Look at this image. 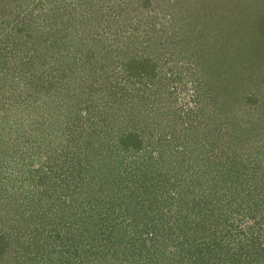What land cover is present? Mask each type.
Listing matches in <instances>:
<instances>
[{
	"label": "trees",
	"instance_id": "obj_1",
	"mask_svg": "<svg viewBox=\"0 0 264 264\" xmlns=\"http://www.w3.org/2000/svg\"><path fill=\"white\" fill-rule=\"evenodd\" d=\"M3 1L0 0L1 3ZM82 2L90 12L89 3L92 0H82ZM177 5L178 3H172L171 7L162 11V18L170 25L169 30L179 26L180 13L177 11ZM102 9L100 7L96 11L103 12ZM104 14L98 15L102 25L99 30L95 27L89 32L91 36L79 35L76 30L69 39L53 41L49 44L50 47L48 46L47 51L53 54L55 70L61 73V78L66 74L67 78L72 80L69 72L75 64L73 62L75 59H81L87 64L101 57L108 58L104 66L113 63L117 67L119 65L121 70L118 71L122 77H119L120 83L113 84L111 88L107 87L109 88L107 93L103 92L104 87L100 91V86L105 80H110L109 75L107 78L106 74L103 81L99 78L92 81L93 86H89L90 90L87 91L85 102L93 101L87 112L93 114L94 122H91L87 128L82 127L75 136H69L70 141L67 140V144L61 142L52 148L53 152H50L49 156L54 158L55 165L61 167L62 162L63 168L69 164V167L76 171L73 169L71 176H66L64 172L63 180L51 178L55 182H49L47 190L37 188L40 199L36 206L46 201L44 198L48 193L50 197L47 198L53 203L57 201L66 205L67 198L64 193H67L70 199L68 206L75 211L73 218L77 217L82 208L90 212L85 213L84 217L80 213L73 222L71 217L60 222L50 221L54 217L50 216L49 212L57 213L56 208L47 210V204L43 203L40 206L42 219L22 218L20 220L22 229L15 230L10 225L12 229L8 227L9 231L1 234L0 263L5 260V264H45L46 261L47 264H53V261L54 264H103V262L109 263L108 257L112 255L118 264H264V192L260 194L261 200L252 205L240 201L244 199L241 197L243 190L246 191V197H251L254 190L259 193V184L264 181V166L259 167L256 164L257 159H254L261 153L264 157V145L260 147L259 154L252 152V148L256 146L255 142L264 143V140L258 136V133L254 141L253 137L256 138V134L251 133V128L246 127L251 126L250 124L244 123L246 119L247 122L250 120L254 123L252 108L258 97L253 91L237 90L234 102L237 103L238 108L230 107L229 105L234 104L227 102L225 110L212 114L213 126L205 119L209 116L207 110L202 109L200 115L204 120H200L194 128L191 126L185 128L181 125L182 128L170 129L162 135L163 138L161 136L162 139L159 138L161 127H156L155 124L142 126L139 124V117L135 120L136 115L134 116L133 113L142 112L139 107L142 104L133 102L129 93L130 84L126 85L134 75V64H137L140 70L143 69L139 72L140 75L148 77L155 83L153 76L156 59L140 56L139 60H136L138 55L132 51L130 45L128 50L126 47V51L123 50L118 56L114 47L107 46V40L121 42L124 41L125 36L129 38L131 33L126 34L128 27L122 13ZM0 17V72L5 71L3 76L5 79L2 81L3 77L0 78V86L5 88L4 96H7L8 101L17 108H22L23 105L27 107L26 104L29 108L35 106L36 101L32 100L39 98H44V103L39 105L43 106L52 95L50 89L55 88L54 77L59 76L53 73L54 69L52 72L47 68L39 70L35 63L27 65L26 62L24 66L20 65L19 71H7L12 69L14 61H25L20 52L24 50L23 47H27L32 52L30 59L43 50H40L41 45H37L36 48L30 46V42L25 37L17 40L16 44L12 38L13 31L18 32L15 33L18 36L19 34L23 36L24 33L27 34L25 29L37 24V21L29 19L28 24L23 23L17 31L11 24L12 19L6 21L2 12ZM202 21L204 25L207 22L204 19ZM166 24L162 29L158 28L157 33L162 32L156 36V41L153 42H157L156 44L148 40L143 41L142 44L146 43L147 47H144L142 52L147 48L150 51V46L151 50L155 51V48L166 43L164 38V33L168 32L164 29ZM44 27L47 28V25L44 24ZM225 31H227L225 36L222 32L216 34L221 37L220 42L223 43L220 51L207 50L212 56L216 54L211 58L217 61V64L214 62L213 65L216 72H219V68L222 70L224 68V72L233 70V73H236L235 68L239 64L245 62L248 66L256 65L254 60L263 59L259 55L256 56L255 52H249L240 38L236 48L227 49L225 44L228 43L229 36L236 38V35L233 29L230 32ZM197 34L199 35L197 38L203 42L205 39L203 35ZM187 36L182 34L181 37L173 38L170 42L175 46L183 44L187 42ZM45 40L48 43L47 38ZM209 43L207 39L205 45ZM231 53L234 62L230 60ZM219 57L222 61L218 59ZM79 68L80 65L77 64V72L84 73V70H78ZM35 76H39L36 88L32 79ZM92 76H89V79ZM238 79L241 82L242 78L238 77ZM231 82L224 80L225 85L219 84V91L226 93L229 89L226 85ZM8 83L10 85H7ZM137 83L142 81L135 80V84ZM255 91H259L258 88ZM98 93H104L107 98L98 100ZM145 107H147L145 111H148L149 107L147 105ZM150 109L155 112V109ZM178 122H176L177 126ZM115 123H119V128ZM181 131H184L183 143L173 146L179 154L175 156L176 159L172 158L168 161L162 155L165 148L159 149V144L163 142L162 140L172 144L171 134ZM151 133L154 134L153 138ZM23 138L21 140V136L15 137L14 141L23 146L27 141L25 136ZM72 143L78 145L75 144L74 148ZM81 144H86V149L79 147ZM242 154L246 155V160L239 161V156ZM137 159V163L134 164ZM17 164L20 165V169L23 168L20 171H24L26 167L24 160L18 161ZM39 173L40 171H37V174ZM249 179L252 181L251 185L247 182ZM79 186V190L85 189V193L90 195L89 200L81 199L80 205L72 202L79 199L76 197L75 200V194L79 191L74 190ZM16 190L18 192L19 188ZM18 196L16 201L22 199L20 193ZM16 205L14 203L10 207L14 206L16 215L22 217L23 211L18 208L20 205L15 207ZM54 205L52 204L51 207ZM67 215H64V218ZM121 217H127L125 220L130 226H123L125 220L119 221ZM246 218L252 220L251 225L260 226V231L254 234L251 228L245 230L243 232L244 238L247 239L245 242L237 238L238 225ZM67 224V228H70L68 232ZM127 228H131L132 232ZM8 235L13 238L6 240L4 237ZM57 241L60 242L56 246ZM56 247L58 251L54 255L53 251ZM45 249L50 251V256L44 255Z\"/></svg>",
	"mask_w": 264,
	"mask_h": 264
},
{
	"label": "rangeland",
	"instance_id": "obj_2",
	"mask_svg": "<svg viewBox=\"0 0 264 264\" xmlns=\"http://www.w3.org/2000/svg\"><path fill=\"white\" fill-rule=\"evenodd\" d=\"M172 3H178L177 11L180 13V21L176 29L169 30L170 25L166 24L162 16L164 9H167L169 6L171 7ZM89 5L91 8L90 12L86 10L82 0H78V2H74V0H4L0 4V12L4 14L5 20H13L11 24L15 26L14 30L19 31L23 23L26 22V25L28 24L27 21L29 19L37 21V24L31 27L28 26L29 28L25 29L27 34L24 33L23 36H20V34L18 36L15 34L18 32L14 33L13 31L12 38L14 43L16 44L17 40H22L25 37L30 42V46L36 48L37 45H41L40 50H46L40 51L41 53L36 54L34 58L30 59L32 52L27 47L22 46L25 51L22 50L23 52H20L25 61H14L12 69L7 71H19L20 65L24 66V63L28 62L27 65L35 63L39 70L47 68L48 71L52 72L54 69L53 73L59 75L57 78L54 77L53 83L56 84L55 88L50 89L52 95L43 106L39 105L44 103V98H34L36 100L32 101H36L35 106L29 108L28 104H26L27 107L25 105L22 108L14 107L12 102H9L6 98L7 96H4L5 92L3 91H5V88L0 86V237L3 232L9 231L8 227L12 229L13 226L15 230L22 229L20 228V220L22 218L29 220L42 219L40 211L42 209L40 206L43 203L47 204V210L48 208H56L55 212L57 213L53 214L52 212L54 211L49 212V215L54 217L50 221L60 222L63 219L71 217L73 222L75 218H78L80 213L84 217L85 213L90 212L82 208L81 211L79 210L80 213L76 215L77 217L73 218L72 216L75 215V211L68 206L70 199L69 195H66L67 193H64L67 198L66 203L64 202L66 205L57 201L53 203L51 199L47 198V196L50 197V193L46 195L47 199L44 198L47 202L42 201V205L38 204L37 206L36 203L40 199L37 188L39 190H47L48 183L55 182L51 178H56L59 181L63 180L65 175H72L74 168L69 167V164H66L63 168L62 162L61 167L58 164L55 165L53 163L54 158H50L49 156L50 152H53L52 148L61 142L64 145L67 144V140L70 139L69 136H75L76 132L81 131L82 127L87 128L91 122H94L92 118L93 114L91 115L87 112V108L93 101L87 102L88 105L85 102L88 94L87 91L90 90L89 86L92 85V81L97 78L103 81L106 74L107 78L109 75L110 80H105V83L100 86V91L104 87L103 92L107 93L109 90L107 87L110 86L111 88L113 84L120 83L119 77H122V74L118 71L121 70L119 65L117 67L113 63L110 66H104L103 64L108 58L101 57L87 64L81 59H75L73 61L75 64L69 72L72 75V80L67 78L68 75L66 74L61 78V73L59 74L55 70L53 54L51 55L47 51L51 42L69 39L71 34L76 30L77 33L79 32V35L85 34V36H91L89 32H92L95 27L99 30L98 28L102 25V20L98 15L104 13V15H107L110 12L113 14H119L120 12L124 15L126 26L128 27L126 34L131 33L129 38L125 36L124 41L121 42H113L112 39L107 40V46L114 47L118 56L126 47L128 50V46L130 45L132 51L138 55L136 60H139L140 56L151 57V60L153 58L156 59L153 76L155 83L150 81L148 77L140 75L139 72L143 69L140 70L137 64L133 65L135 76L133 75L126 83V85L130 84L129 93L131 98H133V102H136L135 104H140L139 102H141L142 104L141 106L138 105L142 109V112L137 111V113H133L134 116L136 115L135 120L139 117V124L142 126L148 124L152 126L155 124L156 127H161L162 131L159 137L161 138L170 129L181 127V125L185 128L189 126L194 128L200 120H204L200 115L203 109L204 111L207 110L209 115L205 119L213 126L212 114L225 110L228 105L227 102L234 104L232 106L229 105L230 107L238 108L237 103L234 102L237 90H242L243 92L253 91V94L258 97L256 104L252 108L254 110V123H251L250 120L247 122L246 118H244L246 119L244 123L251 125L246 127L251 128V133L256 134V138L253 137L254 141L258 136L264 140V0H92ZM100 7L103 8L101 10L103 12L96 11ZM202 19L207 20L205 25ZM194 21L196 22L193 23ZM201 22L204 26L201 25ZM44 24L47 25V28L44 27ZM164 24H166L164 29L168 31L167 34L164 33L166 43L163 46L160 45L159 49L155 48V51H152V47L150 46V51L147 48L142 52L145 49L144 47H147L145 46L146 43L142 44L143 41L148 40L152 43L156 41V36L162 32L157 33V30L158 28L162 29ZM116 27H119V25H116ZM232 29L236 38L229 36L228 43L226 42L227 44H225L227 49H234L237 43L239 45V42L243 41L249 52H255L256 56L259 55L263 59L257 58L254 60L256 65L248 66L245 62L239 64L235 68L236 73H233V70L224 72V68L223 70L219 68V72H216L213 65L214 62L217 64V61L216 59L211 60L216 54L212 56L210 55L211 53H207V50L211 51L213 49L211 52L217 50L219 52L223 43L220 42L221 37L216 36V34L219 35L222 32V35L225 36L227 32L225 30L230 32ZM100 31H102V28ZM197 33L203 35L205 38L203 42L197 38L199 36ZM176 34L177 36H175ZM182 34L188 35L187 42L177 46L170 42L173 38L177 39L179 36L181 37ZM46 38L48 43L45 40ZM207 39H209L210 43L205 45ZM165 45H168V47ZM104 53L106 56L105 51ZM229 57L231 62H234L232 53ZM218 59L222 61L220 57ZM77 64L80 65L78 70H84V73L77 72ZM209 71L211 74H209ZM4 74L5 71H1L0 78ZM88 74L89 76L93 75L91 79H89ZM219 75L222 76L217 78ZM81 76L86 78H81ZM238 77L242 78V83ZM3 79L5 77L2 78V81ZM32 79L35 87L39 76H35ZM135 80H140L142 83L135 84ZM224 80L226 82L232 81L226 85L229 87L226 93L218 89L219 84L225 85L223 84ZM7 85H10V83ZM139 86L140 88H138ZM257 88L259 91H255ZM115 89L118 90L116 87ZM100 94L97 96L98 100L102 101L103 98H107V95L104 93ZM117 100H119V95H117ZM144 104L149 107L148 111H145L147 107ZM150 108L155 109V112ZM176 122H178V126ZM115 126L119 128L120 125L119 123H115ZM134 126L136 125L134 124ZM183 133L184 131L172 133V144L165 140H162L163 142L161 141L162 143L159 144V149L165 148L162 151V155L166 160L171 161L170 159L172 158L176 159L175 156L179 153L175 151L173 146L177 143H183ZM258 133L259 135L257 136ZM153 135L151 133L152 138ZM19 136H21V140L24 139V136L26 137L27 141L23 146L19 145L17 140V143L14 141V138ZM81 142L83 143V140ZM73 143L72 146L75 148V144L77 143ZM255 145L254 149L252 148V152L259 154L260 147L264 143L255 142ZM86 146V144H81L79 147L86 149ZM79 147L76 148L78 149ZM238 151H241V146L238 148ZM245 158L246 155L242 154V156H239V161L246 160ZM254 159H257L256 164L259 167L264 166L262 153ZM20 160H24L26 165L24 171H20L23 168L20 169V165L17 164ZM137 161L138 159L134 161V164ZM37 171H40V173L37 174ZM64 172L65 175L63 174ZM247 182L250 185L252 184L250 179ZM17 188H19L18 192ZM259 188V193H256L254 190L251 197H246V191L244 190L242 193L240 192L241 197L244 198L240 201L248 205H252L258 200L260 201V194L264 192V181H262L261 185L259 184ZM79 189L80 186L74 189L79 191L75 194V200L76 197H79V199L72 202H77L80 205L81 199L89 200L90 195L85 193V189L83 191ZM19 193L22 199L16 201ZM14 203L15 205L17 203L15 207L20 205L18 208L21 209V212L23 211L22 217L16 215L14 206L10 207ZM89 203L87 202V206ZM52 204L55 205L51 207ZM227 211L228 213L230 212L228 209ZM66 214L68 215L64 218ZM125 219L127 217H121L119 221ZM251 222V219L246 218L242 224L238 225V240L247 241L243 234L247 229L251 228L254 234L260 231V226H253ZM123 226L128 227L130 225L125 220ZM67 227L68 224L66 225ZM49 229L51 228L49 227ZM69 229L67 228V232ZM127 229L132 232L131 228ZM62 234H64L63 231ZM7 237L4 238L6 240L13 238V236L9 235ZM59 242L57 241L56 246ZM169 249L172 250V247L169 246ZM56 251H58L57 247L53 251L54 255ZM43 253L46 256H50L48 249H45ZM108 260L109 263L103 262V264H118L112 255L108 257ZM0 264H5V260L1 261ZM45 264H47V261Z\"/></svg>",
	"mask_w": 264,
	"mask_h": 264
}]
</instances>
